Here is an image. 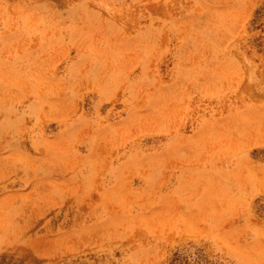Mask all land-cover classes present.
<instances>
[{"label": "rangeland", "instance_id": "374dc122", "mask_svg": "<svg viewBox=\"0 0 264 264\" xmlns=\"http://www.w3.org/2000/svg\"><path fill=\"white\" fill-rule=\"evenodd\" d=\"M0 264H264V0H0Z\"/></svg>", "mask_w": 264, "mask_h": 264}]
</instances>
